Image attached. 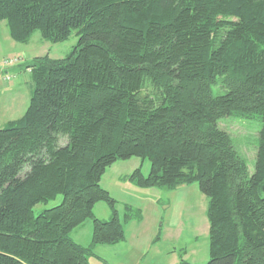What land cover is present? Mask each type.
Listing matches in <instances>:
<instances>
[{"label":"trees","instance_id":"obj_1","mask_svg":"<svg viewBox=\"0 0 264 264\" xmlns=\"http://www.w3.org/2000/svg\"><path fill=\"white\" fill-rule=\"evenodd\" d=\"M3 19L17 42L78 38L66 56L18 65L31 94L0 128V264H89L95 245L124 240L142 212L121 217L100 178L132 156L150 166L128 175L137 186L197 182L208 198L204 264H264V0H0ZM231 115L261 123L252 172L218 127Z\"/></svg>","mask_w":264,"mask_h":264},{"label":"rangeland","instance_id":"obj_2","mask_svg":"<svg viewBox=\"0 0 264 264\" xmlns=\"http://www.w3.org/2000/svg\"><path fill=\"white\" fill-rule=\"evenodd\" d=\"M77 38L72 32L69 38L54 43L46 41L36 30L28 41H16V45L11 48L12 38L8 34L6 20L0 21V128L7 121L22 116L31 94L29 75H13L7 70L31 58L24 56H66ZM260 126L256 117L231 115L218 121V127L231 134L245 156L249 172L254 170ZM137 167H141L146 174L150 169L149 161L136 156L120 159L109 165L100 178L101 186L115 199L121 217L125 205L140 208L143 216L140 221L134 219L124 223V240L95 245L94 254L88 258L89 264H177L181 258L194 264H204L210 257L206 209L208 198L200 191L197 182L179 184L175 188H142L128 178ZM61 201L62 195L58 194L54 199L35 204L34 212L54 207ZM93 210L98 218L106 219L111 215L108 205L103 201L97 203ZM92 226L91 219L85 220L70 232V236L77 243L87 245L91 239Z\"/></svg>","mask_w":264,"mask_h":264},{"label":"crops","instance_id":"obj_3","mask_svg":"<svg viewBox=\"0 0 264 264\" xmlns=\"http://www.w3.org/2000/svg\"><path fill=\"white\" fill-rule=\"evenodd\" d=\"M11 41H10V45L12 46L11 48H13L14 47V45H16L15 43H16V41L15 40H13V39H10ZM37 55H40V54H37ZM37 55H33V56H37ZM33 56H24V57H33ZM3 57H5V55L3 56ZM2 57V58H3ZM7 71H11V73H13V75H15V74H25V76L26 77H28V75H29V73L27 72V71H24L23 72V70H20V67H18V65H15L14 67H12L11 69H9V70H7ZM25 77V78H26ZM111 215H108L107 217H106V219L107 218H109ZM102 219H104V217H101ZM142 219V218H141ZM140 219V220H141ZM137 220V219H136ZM140 220H137V221H140ZM125 238H126V236H125ZM81 244V243H80Z\"/></svg>","mask_w":264,"mask_h":264},{"label":"built area","instance_id":"obj_4","mask_svg":"<svg viewBox=\"0 0 264 264\" xmlns=\"http://www.w3.org/2000/svg\"><path fill=\"white\" fill-rule=\"evenodd\" d=\"M16 60V59H15Z\"/></svg>","mask_w":264,"mask_h":264}]
</instances>
